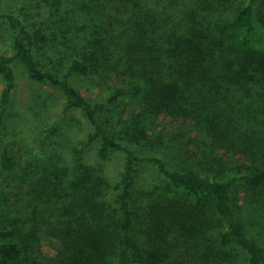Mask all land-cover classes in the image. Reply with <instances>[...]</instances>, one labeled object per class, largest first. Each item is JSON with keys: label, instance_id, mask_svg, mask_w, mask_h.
I'll return each mask as SVG.
<instances>
[{"label": "trees", "instance_id": "obj_1", "mask_svg": "<svg viewBox=\"0 0 264 264\" xmlns=\"http://www.w3.org/2000/svg\"><path fill=\"white\" fill-rule=\"evenodd\" d=\"M18 1L0 11L12 34L0 55V170L12 184L0 188V264H264L263 215L236 193L264 199V0ZM16 63L87 119L69 161L49 148L61 118L38 128L40 163L16 162V139L1 137ZM74 77L107 82L105 95ZM120 101L137 121L119 117L118 133ZM142 164L157 176L137 189ZM40 232L58 240L53 255Z\"/></svg>", "mask_w": 264, "mask_h": 264}, {"label": "rangeland", "instance_id": "obj_2", "mask_svg": "<svg viewBox=\"0 0 264 264\" xmlns=\"http://www.w3.org/2000/svg\"><path fill=\"white\" fill-rule=\"evenodd\" d=\"M18 0H0V11L17 10ZM242 3L245 0H236ZM12 34L7 22L0 21V55L12 53ZM16 72L17 87L14 93L13 104L9 110L5 121L1 137L16 139L14 158L18 163H27L34 161L40 163L45 154L40 151L39 141L42 139L38 128L41 125L51 124L57 118H61V129L59 138H56L57 144H49V148H58L63 151L65 161H69L70 146L80 137H83L90 127L87 119L79 110L63 112L64 96L62 92L54 86L34 82L25 74L19 63L14 65ZM74 84L88 97L93 99H102L106 93V84H103L100 78L94 77H74ZM0 77V88L2 86ZM101 83V84H100ZM105 83V82H104ZM100 84V85H99ZM134 106L120 101L112 111V119L117 123L119 117H134ZM132 115V116H130ZM130 124V123H129ZM135 124V123H134ZM116 132L123 129L122 124H116ZM136 125H132L135 127ZM38 130V131H37ZM95 147L89 153L91 157L95 154ZM178 158V157H177ZM93 159V158H91ZM97 159V158H95ZM94 161V160H92ZM97 161V160H96ZM123 156L119 152H112L106 161V169L110 173V178L115 179L122 170ZM157 174L153 167L149 165L138 166L137 189H142L151 184L156 179ZM8 174L0 170V188L7 191L12 189V184L8 183ZM244 186H239L237 200L244 208L253 210L258 206V216L262 221L263 232L258 233L259 238L264 241V199L258 190L253 194H246ZM13 199H10V203ZM263 237H261V236ZM58 240L51 235L40 232L39 248L44 255H53L58 248Z\"/></svg>", "mask_w": 264, "mask_h": 264}]
</instances>
